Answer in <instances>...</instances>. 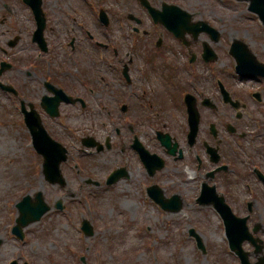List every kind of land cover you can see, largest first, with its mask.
<instances>
[{
  "label": "flooded vegetation",
  "instance_id": "af4514ba",
  "mask_svg": "<svg viewBox=\"0 0 264 264\" xmlns=\"http://www.w3.org/2000/svg\"><path fill=\"white\" fill-rule=\"evenodd\" d=\"M130 1H124L123 9ZM132 1L136 13L131 8L110 13L96 6V15H44L43 45L33 40L36 25L32 15L28 46L34 52L26 53V58L27 48L20 46L19 18L2 15L7 50L1 48L6 60L0 83L7 91L0 86V93L18 110L20 127H25L24 112L33 111L36 122L65 146L69 141L81 142L85 136L94 137L99 143L88 153L109 154L115 162L110 171L123 170L126 180L136 166L144 179L152 178L138 149L153 152V132L170 135V149L175 153L169 155L163 149L167 156L163 170L169 175L186 173L188 179L179 178L177 189H193V205L202 220L217 223L218 237L233 249L228 246L226 264H264V79L251 80L247 87L255 89L250 96L232 88L227 77L236 76L234 60L220 32L218 39L215 33L200 29L197 34L195 30L177 38L153 22L140 0ZM147 2L159 10L166 3H175ZM204 48L212 50L216 59L206 60L210 53L204 56ZM16 55L22 58L14 60ZM223 62L227 69L218 71L215 64ZM200 70L208 74L203 85ZM58 90L56 102L53 98ZM105 100L109 102L101 103ZM188 104L199 114L191 144ZM249 109L258 116L254 123L239 122ZM164 110L179 114L178 135L166 130L172 129L168 119H160ZM105 117L112 122L113 131L103 136L89 134L91 128H105ZM105 182L98 186L106 187Z\"/></svg>",
  "mask_w": 264,
  "mask_h": 264
},
{
  "label": "rangeland",
  "instance_id": "374dc122",
  "mask_svg": "<svg viewBox=\"0 0 264 264\" xmlns=\"http://www.w3.org/2000/svg\"><path fill=\"white\" fill-rule=\"evenodd\" d=\"M121 1L42 0V9L45 15H94L96 6L104 7L110 13H125L130 8L135 13L138 10L132 0L123 9L125 0ZM166 1H173L192 14L193 21L209 22L224 39H231L232 36L244 40L249 49L264 60V32L262 36L258 31L260 25L250 16L252 14L245 4L231 0ZM2 15H16L19 18L22 26L20 46L30 50L25 49V54H32L33 47L28 46L33 22L31 10L20 0H0V20ZM5 30L6 26L0 23V60H6L2 50H7L4 45L7 36L2 33ZM217 46L220 48L221 42ZM17 49L14 53H17ZM167 54L170 59V54ZM26 57L27 54L23 56ZM13 58L22 57L16 55ZM215 65L221 72L228 66L225 62ZM89 67L92 68V65L89 64ZM199 75L203 85L207 71L200 70ZM227 81L232 88L242 89L246 86L241 84L239 87V81L232 76H228ZM206 95H210V92ZM255 117L258 116L249 109L239 122L249 125ZM160 119L170 121L168 127L172 130H166L171 134L180 131L181 118L178 113L164 110ZM18 121L19 117L0 93V264L13 260L18 264H226L217 223L202 220L200 212L193 205V189H177L178 180L184 173L175 171L169 175L162 170L152 178L144 179L136 166L130 179L121 180L110 187H95L86 181L102 182L106 172L112 169L114 158L109 154L91 156L78 153L70 142V165L61 167L65 185L49 183L37 173L35 157L25 146ZM108 129H111L109 125ZM89 134L103 136L104 133L103 130L91 128ZM151 137L152 151L166 158L155 132L150 134ZM184 178L188 179L186 173ZM144 184L159 185L166 197L172 194L180 197L182 210L178 213L162 211L147 197ZM25 195L32 202L40 195L51 210L39 221L25 227L24 239L17 240L11 234L17 215L15 206ZM57 203L64 205V210L54 209ZM83 219L93 225V235L88 238L77 232ZM191 228L201 232L202 248H195L193 240L187 236Z\"/></svg>",
  "mask_w": 264,
  "mask_h": 264
},
{
  "label": "water",
  "instance_id": "95a60500",
  "mask_svg": "<svg viewBox=\"0 0 264 264\" xmlns=\"http://www.w3.org/2000/svg\"><path fill=\"white\" fill-rule=\"evenodd\" d=\"M248 2V8L250 11L254 12L258 15L260 20L264 24V0H240ZM27 4H29L34 12L35 15H42L40 9L41 0H25ZM160 15V14H159ZM162 15V14H161ZM159 20V19H158ZM164 21V20H163ZM179 22V18H175V15H169L164 21L167 28L179 31L180 25L178 26L177 23ZM180 23L183 24V21L180 20ZM41 28V27H40ZM40 31L38 30L37 34L40 35ZM240 49H238L239 53H246L247 57H239L237 67L238 70L241 68L242 70H249L250 68L254 67L256 69H260L262 67L255 58L251 55V53L247 50L246 46L240 45ZM244 55V54H243ZM198 116L197 114L190 115V137H194L196 133V126H197ZM161 144L164 146H168V138L160 137ZM47 149V148H45ZM173 153V152H172ZM60 156V155H59ZM145 160L152 166L153 168L157 167L160 169L163 165L162 160H160L155 155L151 157L145 158ZM60 162L59 158H54L50 156L49 152H46V162L44 164V174L46 178L51 182H58L60 184H64L62 177L58 171V164ZM154 170V169H153ZM118 179V175L111 179L110 182H115ZM156 190V191H155ZM149 194L151 198L158 203L162 208L170 210V211H178L181 208V202L178 197H172L171 199H164L162 197V192L156 188L149 189ZM19 218L17 220V225L14 229L16 233H20L21 229L28 225L29 223L38 221L40 217L49 210V207L44 204L40 195H37L36 201L32 202L29 197H26L19 205ZM87 234L91 235V229L87 228Z\"/></svg>",
  "mask_w": 264,
  "mask_h": 264
}]
</instances>
